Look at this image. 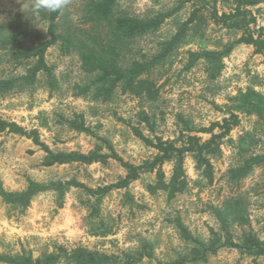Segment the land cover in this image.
<instances>
[{
	"label": "rangeland",
	"instance_id": "1",
	"mask_svg": "<svg viewBox=\"0 0 264 264\" xmlns=\"http://www.w3.org/2000/svg\"><path fill=\"white\" fill-rule=\"evenodd\" d=\"M91 1L68 0L58 31L81 26ZM27 3L0 0V38L6 37L0 39V81L16 80L10 90L0 92V117L28 131L38 130L54 153L87 154L100 147L102 154H110L109 144L124 162L141 165L152 160L157 151L138 138L135 129L151 141L160 138L181 146L189 133L180 116L193 129L209 127L231 114L241 121L220 141L219 152L208 156L213 181L197 169L194 156L187 154V188L171 200L164 191H149V185L156 184L155 173L143 174L128 188L103 197L68 187L62 200L58 192L49 190L35 195L25 208L0 198V254L36 260L57 254L59 248L68 252L83 249L113 255L119 264L141 257L135 264H170L191 256L193 248L183 239L178 224L208 243L224 235L215 210L235 198L244 200L248 223L231 227L234 240L239 242L243 235L253 233L264 242V57L252 46L239 45L218 65L200 60L188 67L192 54L221 51L241 37L242 30L217 24L209 13L212 8L220 15L232 13L236 1L117 0V14L143 21L179 8L158 29L129 42L126 62L150 61L199 10V19L190 25L184 39L145 76L158 91L153 101L128 94L121 87L109 100L96 97V78L82 69L77 53L63 48L61 42L46 54L53 80L40 74L32 85L22 81L34 61L18 60L13 53L49 39L45 11L35 18L23 6ZM247 10L256 19L250 30L264 39V0ZM89 85V92L81 93V88ZM79 115L96 136L68 126L66 121ZM197 135L202 141L211 138L210 134ZM45 158L46 153L31 140L0 133V187L21 193L31 182L52 185L76 180L95 190L126 176V169L115 160L46 167ZM248 163L252 167L244 175L236 173ZM173 169V163L163 166L166 181ZM196 264H264V256L222 248Z\"/></svg>",
	"mask_w": 264,
	"mask_h": 264
},
{
	"label": "trees",
	"instance_id": "2",
	"mask_svg": "<svg viewBox=\"0 0 264 264\" xmlns=\"http://www.w3.org/2000/svg\"><path fill=\"white\" fill-rule=\"evenodd\" d=\"M187 1H194L201 4L205 2V0ZM235 1L236 7L232 13H223L220 15L216 8L209 9V13L211 19L217 24L242 30L241 37L221 51H204L192 54L188 67H192L200 60H206L218 65L223 58L231 54L234 48L239 45L252 46L257 54L264 57V39L262 38V34L255 36L250 30V25L255 23L256 19L251 17L247 10L248 7L257 5L260 0ZM116 2L117 0H92L86 6L84 23L81 26L71 25L62 32L58 31V20L61 17L62 10L58 12L45 11L44 15L48 21L49 39L39 42L36 47L19 48L12 55L18 60L34 61V64L28 69L26 75L21 80L26 84L32 85L36 82L40 74H46L49 79L53 80L52 68L47 63L46 54L54 44L61 42L63 48L73 50L77 53L82 64V69L96 78L94 82V85H96V97H103L104 100H109L114 95L115 90L121 87L124 92L135 97L151 101L155 100L158 91L153 81L148 77L145 78V76L152 67L164 60L184 39L190 29V25L199 19V10L193 12L191 17L183 23L179 32L168 42L162 52L150 61L142 62L134 60L132 62H126L125 51L128 49L129 42L150 31L158 29L167 19L175 15L179 8L162 14L156 19L143 21L117 14L114 11ZM15 82V79L0 81V92L10 90ZM90 89V85L83 87L81 88V93H87ZM143 119L146 121L148 118L144 116ZM180 121L189 133L181 146H178L176 141H164L160 138H157L155 142L151 141L139 130L135 129V135L148 146L155 149L157 155L152 160L146 161L141 165H134L124 162L109 144L107 146L111 152L110 154H102L100 147L87 154L80 152L54 153L41 140L38 130L28 131L18 123L5 121L0 117V133L7 132L31 140L35 146L46 153L44 162V166L46 167L72 163L85 165H92L94 163L105 164L108 160H115L126 169V176L118 182L95 190L87 188L84 184L76 180L52 185L31 182L27 190L21 193L9 192L0 187V198L7 204L25 208L30 204L35 195L49 190L58 192L59 200H62L68 187L85 189L92 195L103 197L112 191L128 188L133 182L140 179L143 174L155 173L157 181L155 185H149V191L152 194L164 191L170 200L174 199L187 188L184 168L185 156L192 154L196 159L197 169L201 170L202 174L212 182L214 175L213 165L208 156L215 155L219 152L220 141L238 127L241 120L237 114H231L229 118H225L221 122H214L209 127L199 129L191 128L188 122L181 116ZM66 123L72 130L90 136H96L92 128L85 124L82 115L68 120ZM199 133L210 134L211 138L207 141H202V138L197 135ZM102 141L107 143L106 140ZM166 163L174 164L173 174L169 181H166V175L163 171V166ZM251 167L252 164L248 163L247 166L237 170L236 173L245 174ZM246 209L247 206L244 200L242 198H235L224 202L220 209L215 210V215L224 235H220L208 243L195 238L179 223L178 225L183 239L187 243L192 244L193 248L191 256L179 259L170 264H196L198 262H205L209 254L215 253L222 248L238 249L241 252L256 257H263L264 242L255 234H245L237 242L234 240L231 232V227L234 224L246 225L248 223L245 214ZM142 258H128L127 263L135 264L140 262ZM61 261H65L68 264H119L118 259L113 255L98 254L83 249L68 252L64 248H59L57 254H51L36 260H32L29 257H10L0 254L1 264H59Z\"/></svg>",
	"mask_w": 264,
	"mask_h": 264
},
{
	"label": "clouds",
	"instance_id": "3",
	"mask_svg": "<svg viewBox=\"0 0 264 264\" xmlns=\"http://www.w3.org/2000/svg\"><path fill=\"white\" fill-rule=\"evenodd\" d=\"M68 0H28L26 6L33 17L39 18L42 11L58 12L67 6Z\"/></svg>",
	"mask_w": 264,
	"mask_h": 264
}]
</instances>
